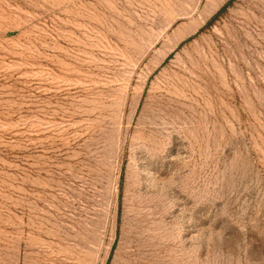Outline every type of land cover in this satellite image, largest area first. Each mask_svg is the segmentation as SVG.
Wrapping results in <instances>:
<instances>
[{
	"label": "rangeland",
	"instance_id": "obj_1",
	"mask_svg": "<svg viewBox=\"0 0 264 264\" xmlns=\"http://www.w3.org/2000/svg\"><path fill=\"white\" fill-rule=\"evenodd\" d=\"M0 264H264V0H0Z\"/></svg>",
	"mask_w": 264,
	"mask_h": 264
},
{
	"label": "trees",
	"instance_id": "obj_2",
	"mask_svg": "<svg viewBox=\"0 0 264 264\" xmlns=\"http://www.w3.org/2000/svg\"><path fill=\"white\" fill-rule=\"evenodd\" d=\"M226 5H227V4H226ZM226 5H225L224 7H226ZM224 7H223V8H224Z\"/></svg>",
	"mask_w": 264,
	"mask_h": 264
}]
</instances>
